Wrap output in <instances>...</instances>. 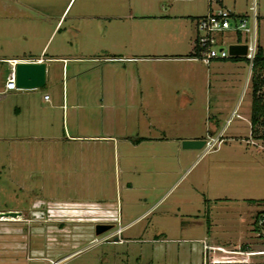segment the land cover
Masks as SVG:
<instances>
[{
	"label": "rangeland",
	"instance_id": "1",
	"mask_svg": "<svg viewBox=\"0 0 264 264\" xmlns=\"http://www.w3.org/2000/svg\"><path fill=\"white\" fill-rule=\"evenodd\" d=\"M84 1H68L61 28L45 44L47 54L75 49L74 31L68 37L66 31ZM140 1H152L146 14L164 8L187 19V39L195 37V22L207 8V0ZM223 1L248 27L254 5L257 45L264 50V0ZM64 3L0 0V57L38 52L50 29L38 20L59 15ZM129 12L124 7L121 17L81 22L80 49L112 61L81 65L77 81L70 67L61 76L54 64L43 87L19 89L23 95L15 103L0 97V213H20L14 220L0 219V264H205L212 251L203 244L225 251L217 264H245L249 255L232 251L264 250L253 224L264 211V142L251 135L247 60L229 57L207 65L185 60L190 49L179 54L162 49L168 41L160 24L140 22L133 10L122 17ZM246 36L226 32L221 39L227 44ZM171 57L180 60L163 59ZM130 78L141 81V100L133 103L120 97L132 89V83L123 86ZM98 79L101 85L93 82ZM44 92L51 98L45 107ZM175 92L177 101L170 98ZM74 102L76 109L70 107ZM13 104L22 109L20 131L3 133L2 124L11 125L3 119L4 106ZM63 125L70 134L77 127L109 137L70 142ZM140 137L154 140L135 144ZM208 137L219 142L186 157L176 154V142ZM66 204L97 210L111 228L94 235L96 223L59 221ZM119 226L121 242H113ZM249 264H264V254Z\"/></svg>",
	"mask_w": 264,
	"mask_h": 264
},
{
	"label": "crops",
	"instance_id": "2",
	"mask_svg": "<svg viewBox=\"0 0 264 264\" xmlns=\"http://www.w3.org/2000/svg\"><path fill=\"white\" fill-rule=\"evenodd\" d=\"M68 1L69 0H65V3L62 5V8L60 10L59 15L57 16H51L48 14H44L43 17H40V19L38 20L39 23H47L49 29L48 32V37L46 39V41L44 42L43 46L40 48V50L36 53L33 52H29V54H27L26 56L24 55L23 57L17 58L15 56H7L6 57H0V66L4 65V77L1 80L0 79V97L7 99L8 100H12L13 103H15L14 101L17 100L19 96L23 95V93L19 90H12V91H5L4 90V83H5V77L6 75L10 72L11 70V64H12V60H16V61H26V60H40V62H43L45 64V82H46V73L48 72V69L50 67H52V65L57 64V66L60 67L61 70V76H66L68 68L70 67L71 70V79L72 80H76L77 81V72L80 71L79 68L81 65H89V66H94L97 67L98 64L97 62H101V61H112V60H105L107 58L105 57H99V55L95 54L93 55L92 52H84L83 50L80 49L79 45H80V37H81V33L83 32L82 30V20L84 21H94L95 19H99V18H103L105 19V17L107 18H111L113 17H121L120 13L122 12V9L125 7L127 9H129V13L122 15V17H128L130 16V13H132L133 10V15H137L138 18L141 19L140 22H144V21H153V22H157L160 24V27L163 29V35L167 36V41L164 45H162V49L166 48L168 49V52L173 53V54H179L181 52L184 51L185 48H187V50L190 49V53L192 52L193 49V43H194V38H188L186 37V32H185V27L184 24H186V20L183 16H170L169 14L165 13V9L162 8L160 10L155 9L154 12L152 14H146L149 13L147 11H150V9L148 7L152 6V1H140V0H127L124 4L122 2V0H103V1H98L96 2L97 4H95L94 2L91 1H84L82 2L78 8L77 11L75 12L74 15H72V19L73 21H71L72 23L69 24L67 26V37L70 36L72 34V32L74 31V37L75 40L77 42L75 49L74 50H62L61 48H56L52 51V54H47L46 53V47L45 44L48 40V38L52 35V33L56 30L59 31V29L61 28L65 17L62 19L63 13L67 8L68 5ZM220 6L226 8L225 3L223 0H219L218 3ZM96 5V7H98L96 11L93 10V6ZM156 7V4H154ZM132 8V9H131ZM85 9V10H83ZM228 9V8H226ZM207 10V8H206ZM83 11V12H81ZM230 11V10H229ZM231 12V11H230ZM159 13H163L164 15L162 16ZM232 13V12H231ZM234 14V13H232ZM236 15V14H235ZM134 18V17H133ZM167 31V33H166ZM79 39V40H78ZM186 45V46H185ZM70 48V47H69ZM95 52L97 50H94ZM184 53V52H183ZM186 58V57H185ZM184 58V59H185ZM113 59V58H112ZM139 59V58H138ZM156 59V58H155ZM164 60H169V61H176V60H180V58L177 57H171V58H163ZM144 60V59H143ZM140 60V61H143ZM147 60H151L147 58ZM186 60V59H185ZM167 67H169V65H167V63H165ZM163 64V65H165ZM174 66V65H171ZM99 69V67H98ZM162 69V68H161ZM177 71V70H176ZM127 81V80H125ZM44 82V84H45ZM93 82H97V85H101V80H93ZM116 84L115 85H119V80L114 81ZM125 84H123V86H128L127 84H131L130 85L132 87V89H125L122 90L120 93V97L121 99L125 100V101H130L133 103L134 99L135 101H140L141 100V92H138V87L141 83V81L136 78L135 80H131L124 82ZM122 85V84H121ZM44 86V85H43ZM42 86V87H43ZM41 88V87H40ZM39 89V88H38ZM30 90H34V89H30ZM99 90H97L98 92ZM140 91V90H139ZM65 91L63 90V87L61 88V111H64V100L67 99L66 93H64ZM25 94V93H24ZM77 94V93H76ZM47 95L45 92L43 94H41V98H40V104L43 105V107H45V104L50 105V96H48V100H44L43 96ZM77 98V97H74ZM170 98L174 99L175 101H177V92H175L173 95L170 96ZM9 105V104H8ZM183 105V104H182ZM72 109H76L77 105L74 103H72V105L70 106ZM5 109L8 110L7 113H3V115L5 114V116H3V119H7L9 123H11V125L5 124L3 123L1 127L2 132L3 133H15L17 134L20 131V128L18 126L21 125L22 123V109L16 105L13 104L12 106H4ZM9 110H10V114H9ZM6 117V118H5ZM41 118V117H40ZM42 118L45 119V116L43 115ZM80 116L79 119L80 120ZM72 122V120H71ZM14 123V124H13ZM63 132L64 134L67 135L66 140L70 141V142H79V141H93V140H104L103 138H107L109 136H104V135H99L96 134L95 132H91L89 131L88 134H83L81 132L80 129H78L77 127L75 129H72L74 133L70 134L69 133V129L67 126L63 125L62 126ZM89 130V128H88ZM123 140H128V142H130V144H132L133 146V139H131L130 137L127 136H123L122 137ZM52 139V138H51ZM177 139V138H176ZM182 139H186V138H182ZM187 139H195V138H187ZM153 138H145V137H140L137 141H135V144L140 143L141 141H153ZM176 147V154L179 155V157H186L188 156L187 154H189L188 152L192 151V150H183L180 147V142H176L175 143ZM41 202V201H40ZM66 208V209H65ZM62 209V208H61ZM60 209V210H61ZM63 219L59 220L62 222H67L71 221V222H76V223H83V224H98V223H106V224H110V220H108L107 218H105V216L103 218H99L101 217V215L98 214L97 210H89V212L84 211L83 209L81 210H76V207H72V208H68L67 204L66 206L63 208ZM74 213H77V215H73ZM103 213V212H100ZM75 216V217H73ZM45 222V220H43ZM42 222V221H41ZM61 222V223H62ZM133 222V219L129 222H127L125 225H128L129 223ZM124 225V226H125ZM120 227V226H119ZM122 228V227H120Z\"/></svg>",
	"mask_w": 264,
	"mask_h": 264
},
{
	"label": "built area",
	"instance_id": "3",
	"mask_svg": "<svg viewBox=\"0 0 264 264\" xmlns=\"http://www.w3.org/2000/svg\"><path fill=\"white\" fill-rule=\"evenodd\" d=\"M219 0H207V10L206 13L197 18L195 22V38L193 43V49L190 53L191 55L185 59L188 61H200L201 63L207 65L213 60H224L230 56L228 53V47L230 45H245L246 52L245 55L241 56L248 62V69L250 72L251 62L254 57L257 40L255 32V12L254 5L252 4L251 10V26H247V20L244 18H237L235 14H232L228 9L220 6ZM226 32L240 33L247 35L246 38L241 39L240 41L234 43L223 44L221 39L222 34ZM17 62H35L40 63V60H26V61H16L12 60L11 70L5 77L4 90L12 91L16 90L14 84V75H13V65ZM44 100H48V95L43 96ZM203 148L205 150L211 149L213 144H217L216 138L208 137L204 140ZM255 236L264 240V211H261L255 218L254 222ZM121 232V228L115 229V238L116 241L121 242V239L118 238V235ZM203 243V242H202ZM206 250L212 251L210 258L205 262V264H217V259L221 257L223 251L222 247L217 246H206L203 244ZM233 253L246 254L249 255V261L245 264H249L252 257L256 255L264 254V250L257 251H232ZM248 258V257H247ZM223 261V260H222ZM236 262V261H234ZM232 262V264H235ZM241 262V261H239ZM49 264H57L56 261H49Z\"/></svg>",
	"mask_w": 264,
	"mask_h": 264
},
{
	"label": "water",
	"instance_id": "4",
	"mask_svg": "<svg viewBox=\"0 0 264 264\" xmlns=\"http://www.w3.org/2000/svg\"><path fill=\"white\" fill-rule=\"evenodd\" d=\"M245 45H230L228 53L230 56L241 57L245 55ZM14 84L17 89L30 90L37 89L45 82V64L43 62H17L13 65ZM204 140L186 139L182 140L180 147L183 150H198L204 146ZM20 216L17 211H7L0 213V219H16ZM111 228V225L98 223L94 226V235H100ZM116 241V239H114Z\"/></svg>",
	"mask_w": 264,
	"mask_h": 264
},
{
	"label": "trees",
	"instance_id": "5",
	"mask_svg": "<svg viewBox=\"0 0 264 264\" xmlns=\"http://www.w3.org/2000/svg\"><path fill=\"white\" fill-rule=\"evenodd\" d=\"M249 85L251 135L264 142V50L259 45L251 62Z\"/></svg>",
	"mask_w": 264,
	"mask_h": 264
}]
</instances>
